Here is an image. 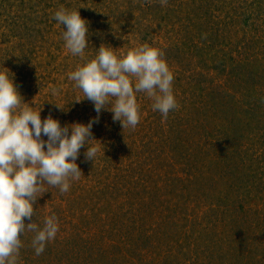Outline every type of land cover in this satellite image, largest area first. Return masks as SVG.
Instances as JSON below:
<instances>
[{
    "label": "rangeland",
    "instance_id": "1",
    "mask_svg": "<svg viewBox=\"0 0 264 264\" xmlns=\"http://www.w3.org/2000/svg\"><path fill=\"white\" fill-rule=\"evenodd\" d=\"M61 6L88 21L83 57ZM142 44L163 51L179 108L164 119L138 93L135 129L102 111L89 144L104 154L81 148L67 193L43 185L32 222L55 214L59 231L39 256L26 231L17 264H264V0H0V71L42 120L87 124L94 106L68 74L100 46Z\"/></svg>",
    "mask_w": 264,
    "mask_h": 264
},
{
    "label": "clouds",
    "instance_id": "2",
    "mask_svg": "<svg viewBox=\"0 0 264 264\" xmlns=\"http://www.w3.org/2000/svg\"><path fill=\"white\" fill-rule=\"evenodd\" d=\"M167 2L160 0L162 6ZM53 19L66 27L62 39L68 52L83 57L89 46L88 21L77 9L69 11L63 6ZM163 56L162 50L147 44L121 57L112 48L100 46L94 59L69 73L68 79L82 91V99L93 104L97 114L87 124L62 126L51 114L42 120V107L33 111L26 106L13 75L9 78L0 71V264H17L23 247L20 237L26 231L35 233L31 246L37 256L55 239L58 218L55 214L46 217L41 228L32 222L34 205L47 191L43 185L56 187L63 194L70 190L73 181L83 176L76 163L81 148L86 147V161L93 162L98 153L104 154L99 144H89L98 141L93 137L92 127L99 123L102 111H110L113 122L119 121L122 129H135L141 119L138 93H145L153 101V111H159L164 119L179 108L172 88L174 75ZM50 91L53 95L60 93L55 86H50ZM25 219L30 222L26 224Z\"/></svg>",
    "mask_w": 264,
    "mask_h": 264
}]
</instances>
